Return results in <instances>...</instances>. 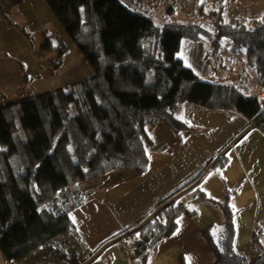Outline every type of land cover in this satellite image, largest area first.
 Instances as JSON below:
<instances>
[{
	"label": "trees",
	"instance_id": "1",
	"mask_svg": "<svg viewBox=\"0 0 264 264\" xmlns=\"http://www.w3.org/2000/svg\"><path fill=\"white\" fill-rule=\"evenodd\" d=\"M42 1L93 74L35 96L26 87L18 98L0 96V253L8 263L25 260L71 231L68 197L77 183L115 170L144 171L151 143L147 125L160 121L175 132L188 128L173 116L178 105L234 111L264 134L257 96L203 81L176 57L182 39L214 45L227 39L244 50L247 65L264 80V17L223 21L218 12H201L198 23L157 25L115 0ZM50 45L46 38L42 48ZM66 50L58 46L55 67ZM227 162L222 155L212 167ZM178 192L126 233L132 264H146L153 247L174 233L176 219L192 216ZM228 200L218 204L224 226L216 231L208 225L202 237L214 254L212 264H246L233 248L234 210ZM260 258L264 255L253 263Z\"/></svg>",
	"mask_w": 264,
	"mask_h": 264
},
{
	"label": "crops",
	"instance_id": "2",
	"mask_svg": "<svg viewBox=\"0 0 264 264\" xmlns=\"http://www.w3.org/2000/svg\"><path fill=\"white\" fill-rule=\"evenodd\" d=\"M40 1L15 0L10 5L0 4V26L8 31L23 17L17 11L20 6L28 3L30 11ZM188 4L187 14L199 19L198 22L201 12H218L219 20L223 21L264 17V0H225L218 8L214 7V0H191ZM46 30L37 40L40 44L35 65L48 68H40L29 82L18 58L0 50L1 97L11 99L21 87L35 96L92 76V68L78 52L73 59L63 61L68 48L62 64L55 67L57 48L52 44L42 48ZM176 57L203 81L232 85L257 97L264 90V80L247 65L244 50H237L227 39L215 45L182 39ZM173 116L188 128L175 132L160 121L146 126L151 143L146 148L144 171L115 170L83 180L70 190L68 203L73 207L68 217L72 229L65 236L75 240L83 250L77 261H72L69 252L53 250L63 236L13 264H132L131 257L123 254L127 239H118L177 191L180 203L192 216L181 215L176 219L174 233L153 247L146 264H177L179 259L185 264H212L215 257L202 231L208 225H213L216 231L224 226L225 217L218 204L226 197L234 210L233 248L244 256L252 231L264 224V134L230 110L182 103L175 108ZM222 155L228 158L226 165L221 169L212 167ZM199 192L209 200L202 199ZM258 248L263 254L264 234ZM259 262L263 264L260 259L255 264Z\"/></svg>",
	"mask_w": 264,
	"mask_h": 264
},
{
	"label": "rangeland",
	"instance_id": "3",
	"mask_svg": "<svg viewBox=\"0 0 264 264\" xmlns=\"http://www.w3.org/2000/svg\"><path fill=\"white\" fill-rule=\"evenodd\" d=\"M9 1L10 0H7V3ZM13 1L15 0H11V3ZM115 1L118 4L123 5L125 8H127L132 12L150 18L157 25L164 23H198L199 21V19L187 14L188 9L190 8V5L188 3L191 0H115ZM181 1H183L184 4H181L180 3ZM182 5L184 6L182 7ZM27 6L28 3L18 8L17 11H19L20 14L23 15V17L17 19V21H15L16 23H14L13 27L10 28L8 31L4 30L3 27L0 26V50H4L6 54L18 58V60L22 65V70L26 74L29 82L30 79L37 74L40 68L44 67V66L37 67L35 64H38L36 53L39 48L38 45L40 44V41L37 40L38 38L41 37L40 35H42L46 29H47L46 38H49L51 40V44L55 48H58V46L60 45H65L68 48V51L66 52L67 55L63 58V61H65L66 59L69 60L73 59L74 56L78 54L77 53L78 51L76 50L74 44L71 42L69 36L66 34L63 28L57 22L56 18H54V16L50 12L48 6L44 1L41 0L39 2V5H37L35 9H32L30 11L27 8ZM28 11L32 15V18L31 16H29ZM13 14H15V12ZM8 19L11 20L9 15H8ZM44 23H45V28H43ZM205 23H209V21L207 20ZM10 24L13 23L10 22ZM51 56H55V55L52 53ZM44 68L47 69L48 67H44ZM25 91L27 93V90ZM22 95L24 94L18 93L12 98H18ZM216 173L213 172L211 174L216 175ZM258 246L259 243L258 245H256V251L251 258L252 264L256 263V262L253 263L254 258L264 255V253L261 254ZM237 251L240 252L239 249H237ZM260 260H262V263L264 262V258H260ZM0 264H13V263L6 262L0 253ZM257 264H261V262Z\"/></svg>",
	"mask_w": 264,
	"mask_h": 264
},
{
	"label": "built area",
	"instance_id": "4",
	"mask_svg": "<svg viewBox=\"0 0 264 264\" xmlns=\"http://www.w3.org/2000/svg\"><path fill=\"white\" fill-rule=\"evenodd\" d=\"M225 0H214V7L218 8L220 7ZM5 2L7 4V0H0V4L5 5ZM11 3V0L8 2ZM257 102L260 108V112L261 114L264 116V90L258 95L257 97ZM264 234V224L261 226V228L259 230H253L251 237L249 239L247 248L245 250V261L246 264H252L251 262V258L253 256V254L256 251V245H258V243L260 242V239L262 237V235ZM125 236L122 235L120 239H123ZM56 241V240H55ZM50 245V244H49ZM46 247V246H44ZM42 247V248H44ZM41 249V248H40ZM54 251H65V252H69L70 257L73 258V260L77 261V256H79L82 253V248L81 246L75 241L72 240V238H68V236H65L63 238H61L60 240H58V242H56L55 246H54ZM123 254L126 257H131L133 255V251H132V247L128 242H124L123 245Z\"/></svg>",
	"mask_w": 264,
	"mask_h": 264
}]
</instances>
